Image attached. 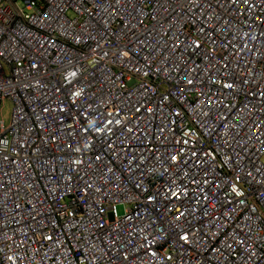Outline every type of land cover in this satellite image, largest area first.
I'll use <instances>...</instances> for the list:
<instances>
[{
	"label": "built area",
	"instance_id": "1",
	"mask_svg": "<svg viewBox=\"0 0 264 264\" xmlns=\"http://www.w3.org/2000/svg\"><path fill=\"white\" fill-rule=\"evenodd\" d=\"M5 99L0 264H264V0H0Z\"/></svg>",
	"mask_w": 264,
	"mask_h": 264
},
{
	"label": "rangeland",
	"instance_id": "2",
	"mask_svg": "<svg viewBox=\"0 0 264 264\" xmlns=\"http://www.w3.org/2000/svg\"><path fill=\"white\" fill-rule=\"evenodd\" d=\"M69 15L72 16L71 13H69ZM12 107H13V103L10 99H5L1 103L0 117L4 119L6 125L10 123ZM117 208L120 215L124 213L125 207L123 205H118Z\"/></svg>",
	"mask_w": 264,
	"mask_h": 264
}]
</instances>
